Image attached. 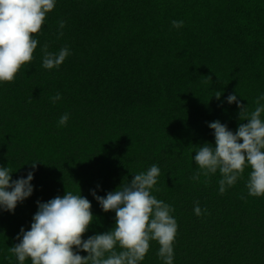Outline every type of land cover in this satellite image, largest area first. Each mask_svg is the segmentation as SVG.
I'll use <instances>...</instances> for the list:
<instances>
[{"label":"trees","instance_id":"1","mask_svg":"<svg viewBox=\"0 0 264 264\" xmlns=\"http://www.w3.org/2000/svg\"><path fill=\"white\" fill-rule=\"evenodd\" d=\"M33 35L32 59L0 82V165L16 178L37 160L32 193L0 209V264H16L9 246L38 199L80 189L95 216L82 237L106 231L114 210L89 190L104 195L152 163L160 168L152 194L173 206L177 223L173 264H264V194L247 193L250 167L221 193L220 173L198 171L192 159L199 144L214 143L208 121L233 131L246 122L224 100L229 92L251 111L264 91V0H56ZM41 43L71 51L44 68ZM157 248L150 239L140 264H162Z\"/></svg>","mask_w":264,"mask_h":264},{"label":"clouds","instance_id":"2","mask_svg":"<svg viewBox=\"0 0 264 264\" xmlns=\"http://www.w3.org/2000/svg\"><path fill=\"white\" fill-rule=\"evenodd\" d=\"M56 0H0V82L12 80L22 63L32 59L37 45L36 33L48 11ZM65 21L58 20V30ZM173 26L184 23L172 19ZM41 65L44 68L58 67L70 53L67 45L49 50L47 43H41ZM220 91L215 93L220 97ZM237 92H229L224 100L235 101L239 117L246 122L237 124L235 131L218 118L208 121L214 143L204 142L195 147L192 156L198 171L219 172L218 191L235 183L244 166L250 167L245 186L249 195L264 194V91L255 98V107L248 111L247 104H241ZM57 91L50 100L60 98ZM240 96V95H239ZM69 114L58 117L63 125ZM195 146V145H194ZM37 161V160H36ZM36 161L25 175L11 178L12 170L0 165V209L12 211L17 202L33 191L30 181ZM160 168L156 163L145 170L133 173L131 179L121 183L114 190L99 195L90 189L91 195L102 210H114V223L106 231L93 232L86 237L82 233L94 220L91 202L81 194L65 190L47 200H37L30 226H20L19 238L8 251L14 254L16 264H140L149 247V240L158 243L156 249L162 264H173V240L177 223L171 215L173 206L152 194ZM195 178V175L194 177ZM99 187V185H97ZM193 212L200 215L201 207L194 203ZM117 245L119 246L117 248ZM75 246V247H73ZM80 249L85 250L81 255Z\"/></svg>","mask_w":264,"mask_h":264}]
</instances>
